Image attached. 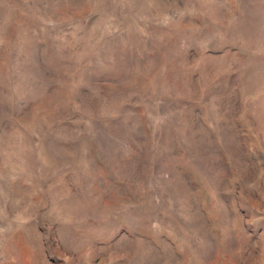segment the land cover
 <instances>
[{
  "label": "rangeland",
  "instance_id": "rangeland-1",
  "mask_svg": "<svg viewBox=\"0 0 264 264\" xmlns=\"http://www.w3.org/2000/svg\"><path fill=\"white\" fill-rule=\"evenodd\" d=\"M0 264H264V0H0Z\"/></svg>",
  "mask_w": 264,
  "mask_h": 264
}]
</instances>
